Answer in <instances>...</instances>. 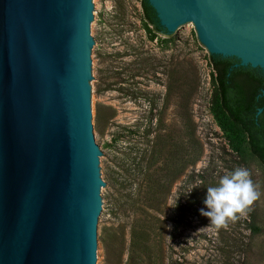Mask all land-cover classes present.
Segmentation results:
<instances>
[{"label":"water","instance_id":"water-1","mask_svg":"<svg viewBox=\"0 0 264 264\" xmlns=\"http://www.w3.org/2000/svg\"><path fill=\"white\" fill-rule=\"evenodd\" d=\"M96 0H0V264H100L110 212L95 129ZM169 32L259 67L264 0H149Z\"/></svg>","mask_w":264,"mask_h":264},{"label":"rangeland","instance_id":"rangeland-1","mask_svg":"<svg viewBox=\"0 0 264 264\" xmlns=\"http://www.w3.org/2000/svg\"><path fill=\"white\" fill-rule=\"evenodd\" d=\"M95 2L100 10L92 53L98 65L95 129L105 150L102 172L110 209L103 240L110 227L128 221L116 211L125 186L134 181L131 188L146 195L148 174L162 173L172 150L189 164L169 179L170 193L155 212L165 226L159 222V257L148 264H263L264 165L215 111L211 47L193 24L152 39L141 0ZM157 143L160 154L150 166ZM138 163L145 175L133 178ZM238 167L251 171L261 197L246 216L216 229L200 212L208 211L207 188ZM103 240L100 264H126L127 250L118 261L114 250L107 254Z\"/></svg>","mask_w":264,"mask_h":264},{"label":"trees","instance_id":"trees-1","mask_svg":"<svg viewBox=\"0 0 264 264\" xmlns=\"http://www.w3.org/2000/svg\"><path fill=\"white\" fill-rule=\"evenodd\" d=\"M145 29L154 39L157 33L167 34L168 31L160 24L156 9L149 0H141ZM210 63L213 67V80L215 82L214 107L218 116L225 120V127L234 137L243 135L253 155L264 165V72L259 67L240 64L236 57H224L221 54H210ZM160 145V143H159ZM152 150L150 166L155 165L160 150L158 143ZM166 159L167 168L162 171L156 169L147 173L150 179L147 194L140 196L139 190H133V182L125 186V191L118 199L116 211L126 216L128 221L118 226L110 227L104 238L107 254L114 250V257L121 259L127 250L126 264H148L158 259L156 248L159 247V222L164 228V222L155 214L170 193L169 179L173 181L184 173L188 166L184 156H175L170 150ZM138 150L133 161L138 158ZM142 156V155H141ZM140 160L142 158L140 157ZM196 160V159H195ZM194 160V161H195ZM135 163V162H134ZM134 171L145 175L144 169ZM150 170V168L148 169ZM128 178L130 176L128 175ZM128 178H124L128 181ZM132 178V179H133ZM134 180V179H133ZM127 226H129V239L127 240ZM114 242L117 247L113 249ZM128 243V247H127ZM264 264V261H263Z\"/></svg>","mask_w":264,"mask_h":264},{"label":"clouds","instance_id":"clouds-1","mask_svg":"<svg viewBox=\"0 0 264 264\" xmlns=\"http://www.w3.org/2000/svg\"><path fill=\"white\" fill-rule=\"evenodd\" d=\"M260 197L259 185L253 181L251 171L238 167L222 176L217 186L207 188L204 204L208 211L202 208L200 212L210 219L209 226L227 229L230 222L246 216Z\"/></svg>","mask_w":264,"mask_h":264},{"label":"bare ground","instance_id":"bare-ground-1","mask_svg":"<svg viewBox=\"0 0 264 264\" xmlns=\"http://www.w3.org/2000/svg\"><path fill=\"white\" fill-rule=\"evenodd\" d=\"M237 51L241 52L244 56H247L248 58H251V57H254V58L261 57L262 59H264V53H262V52L248 54V52H247L246 49L237 50Z\"/></svg>","mask_w":264,"mask_h":264}]
</instances>
